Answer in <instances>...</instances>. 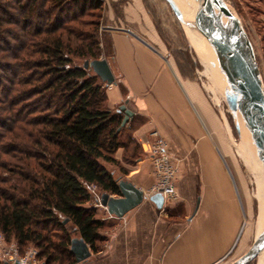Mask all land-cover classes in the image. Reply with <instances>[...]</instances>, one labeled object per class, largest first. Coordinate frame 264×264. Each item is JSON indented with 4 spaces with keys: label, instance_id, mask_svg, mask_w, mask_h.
Here are the masks:
<instances>
[{
    "label": "trees",
    "instance_id": "trees-1",
    "mask_svg": "<svg viewBox=\"0 0 264 264\" xmlns=\"http://www.w3.org/2000/svg\"><path fill=\"white\" fill-rule=\"evenodd\" d=\"M69 1L68 8L64 0H30L26 9L23 0H14L22 15L15 24H24L26 41L2 31L15 19L0 3V60H14L0 61V169L12 175L1 181L0 232L19 247L35 245L44 264H76L70 250L75 232L98 251L105 222L96 218L91 187L120 195L108 166L123 171L115 153L134 144L131 137L121 140L123 116L108 107L106 84L84 68L85 61L100 58L102 11L87 23L80 15L103 9L102 2ZM86 25L93 32L84 31ZM5 33L18 44L5 41Z\"/></svg>",
    "mask_w": 264,
    "mask_h": 264
},
{
    "label": "crops",
    "instance_id": "crops-1",
    "mask_svg": "<svg viewBox=\"0 0 264 264\" xmlns=\"http://www.w3.org/2000/svg\"><path fill=\"white\" fill-rule=\"evenodd\" d=\"M103 1L104 22L114 28L107 33L117 70L116 84L107 87V104L117 112L127 103L134 112L123 133L141 150L129 164L131 152L120 148L115 158L124 171L108 169L118 182L128 180L147 194L155 182L150 133L158 130L171 155L181 160L179 198L162 208L145 199L122 218L94 206L108 231H100L104 242L97 243L98 251L90 248L91 256L76 264L224 263L241 238L242 211L227 169L205 138L194 94L160 50V33L144 0Z\"/></svg>",
    "mask_w": 264,
    "mask_h": 264
},
{
    "label": "rangeland",
    "instance_id": "rangeland-1",
    "mask_svg": "<svg viewBox=\"0 0 264 264\" xmlns=\"http://www.w3.org/2000/svg\"><path fill=\"white\" fill-rule=\"evenodd\" d=\"M224 1L231 12L240 19L246 29L253 43L259 68L264 80V0ZM64 2H68L64 4L69 8L72 1L64 0ZM101 2L103 9L87 11L84 15H80V20L84 23L98 20V16L102 11V20L99 26L98 35H96V39L98 40V46L96 49L98 50L97 52H101L99 59H104L105 55L108 56V61L113 73L114 70L115 73H117L115 64L110 58V56L113 55V49L107 33L113 31L114 28L104 22L105 1L101 0ZM0 3L3 6L6 5L5 7H7V12L15 19L13 23L4 22L2 31H11L21 40L26 41L28 37L25 35L26 31H24V24H15V22H17L22 16L19 5L15 3L14 0H0ZM144 3L152 15L154 23L160 33V45H162L160 50L164 55L170 58V62L176 69L181 81H183L186 86L191 88L190 90L194 94L195 110L197 111L196 114L198 116L199 123L203 127L205 138L211 141L214 149L220 156L225 169H227L230 177V184H232L231 186L234 189L233 191H235L237 200L241 206L243 223L241 228V238L237 247L232 253H230L231 255L227 261L221 263L232 264V262L250 253L253 245L258 239L257 225L259 222V202L256 197V193L258 192L256 179L240 154V150L248 148L250 138L248 139L247 128L242 121L235 117V114L230 110L224 98L216 92L214 84L209 78L205 66L201 62L199 53L188 40L182 23L177 19L172 7L166 0H144ZM23 4L26 5V9L29 8L30 0H23ZM55 12L57 13L58 10ZM36 21L37 18H33L32 25L36 24ZM69 26L77 27L75 23H70ZM83 30L93 32L90 25L84 26ZM24 35L25 38H22ZM3 36L5 41L11 42L13 45L18 44L8 34L5 33ZM2 45V47H5L6 43H2ZM73 58L76 64H82L83 59L78 57ZM7 60L8 61H3L2 59L0 61L2 64H6L8 62L13 64L14 62L12 59ZM2 72L3 70L0 69V73ZM129 137V134L125 132L122 135L121 140L126 142ZM130 145L131 148L129 152H131L132 148L136 149L134 155L132 156H135V154L136 156L141 154L140 146L137 143H130ZM7 159L9 160L11 158L6 156L1 157V160ZM127 161L129 164L135 163L134 158L131 157V153L129 154ZM110 166L115 167L114 165ZM119 169L120 166L117 169L118 173H120ZM11 176L12 175L9 173L0 169V187H4L1 181L7 178L11 179ZM91 190H93V192L95 191L97 196L100 195L98 188H91ZM93 192L92 196L95 198ZM97 205V202L94 203L95 207ZM87 206H90V203L87 204ZM98 216H101V214H98ZM104 229L105 231H108L107 228ZM71 236L73 238H79L77 232ZM8 242H15L17 244V241L13 238ZM102 242H104V240ZM102 242L99 243V246L104 244ZM17 247L21 256H25L30 251H36L37 254L35 256V260L38 261L39 264L44 263V259L39 257V250L35 247V245L29 244L24 247H19L17 244ZM256 261L257 259L254 258L247 264H256ZM64 264H67V262Z\"/></svg>",
    "mask_w": 264,
    "mask_h": 264
},
{
    "label": "water",
    "instance_id": "water-1",
    "mask_svg": "<svg viewBox=\"0 0 264 264\" xmlns=\"http://www.w3.org/2000/svg\"><path fill=\"white\" fill-rule=\"evenodd\" d=\"M166 1L181 22L174 2ZM195 1L197 2L195 30L205 37L232 85L247 99L264 141V80L253 43L240 19L231 12L224 0ZM84 68L91 69L107 87L116 84L115 75L108 60H87L84 62ZM228 106L234 113V108ZM117 112L124 113L120 130L133 117L134 112L127 108V103L121 105ZM118 184L121 191L120 197L103 193L97 200V204L105 207L110 215L122 218L139 206L146 196L142 190L128 180H121ZM149 200L154 202L158 208H162L165 202L161 194H155L149 197ZM263 244L264 232L256 240L250 253L239 258L233 264H247L256 258L257 251ZM70 250L77 263L85 262L91 256L90 247L82 238L72 239Z\"/></svg>",
    "mask_w": 264,
    "mask_h": 264
},
{
    "label": "bare ground",
    "instance_id": "bare-ground-1",
    "mask_svg": "<svg viewBox=\"0 0 264 264\" xmlns=\"http://www.w3.org/2000/svg\"><path fill=\"white\" fill-rule=\"evenodd\" d=\"M172 1L181 18L188 40L199 53L201 62L205 66L216 92L224 98L227 105L234 108L235 117L242 121L247 128L248 139L250 138L248 148L240 150V154L256 179L258 190L256 197L259 202L257 233L258 238H260L264 232V141L256 118L247 99L232 85L230 79L220 67L205 37L195 30V26H197V2L195 0ZM256 259V264H264V244L258 249Z\"/></svg>",
    "mask_w": 264,
    "mask_h": 264
},
{
    "label": "built area",
    "instance_id": "built-area-1",
    "mask_svg": "<svg viewBox=\"0 0 264 264\" xmlns=\"http://www.w3.org/2000/svg\"><path fill=\"white\" fill-rule=\"evenodd\" d=\"M151 144L149 147V157L152 159L155 182L150 191L145 194L146 199L161 194L165 202H174L178 200L177 180L180 173V158L174 157L169 151L168 140L158 131L150 133ZM91 188L95 189V186ZM93 192V190H91ZM96 200H99L93 192ZM36 251H30L25 256H21L15 242H8L2 232H0V263L4 264H39L36 261Z\"/></svg>",
    "mask_w": 264,
    "mask_h": 264
}]
</instances>
